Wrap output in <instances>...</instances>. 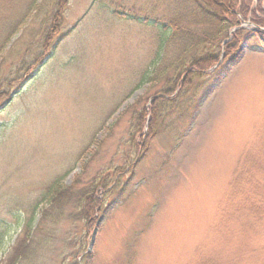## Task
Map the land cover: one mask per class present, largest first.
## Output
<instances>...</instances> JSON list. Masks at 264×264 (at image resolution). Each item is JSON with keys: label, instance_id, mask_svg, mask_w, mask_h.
I'll use <instances>...</instances> for the list:
<instances>
[{"label": "rangeland", "instance_id": "374dc122", "mask_svg": "<svg viewBox=\"0 0 264 264\" xmlns=\"http://www.w3.org/2000/svg\"><path fill=\"white\" fill-rule=\"evenodd\" d=\"M30 1L0 0V41ZM38 2L0 50V264H264V27L239 23L263 35L203 96L206 74L182 93L184 75L137 88L164 0ZM53 11L68 35L34 70ZM160 91L171 103L151 135ZM101 172L115 188L102 206L93 195L88 225L69 205L40 213L55 180L79 190Z\"/></svg>", "mask_w": 264, "mask_h": 264}, {"label": "trees", "instance_id": "16d2710c", "mask_svg": "<svg viewBox=\"0 0 264 264\" xmlns=\"http://www.w3.org/2000/svg\"><path fill=\"white\" fill-rule=\"evenodd\" d=\"M38 3H40L38 0H31L26 4V13L24 12L20 16V20L14 26V29L2 37L0 50L5 46L3 44L7 43L18 31L19 25L26 21L28 13L32 10L35 13H43V5ZM164 3L165 10L161 16L162 20L160 23L156 21L154 24L157 47L149 63V70L143 74L137 88L141 87L146 81L152 84L163 77H167L166 86L173 88L178 85L179 77L184 75L187 79L186 83L178 86L182 93L191 80L201 78L206 74V77L210 79V82L204 81L205 83L208 82L203 92V96H206L211 92L214 85L221 81L229 69L241 59L243 55L242 43L249 42L254 36L261 37L263 35L261 31L256 30L259 27H264V8H261L260 0H164ZM55 11L49 12L50 15L46 16L49 19L45 18V23L46 21L51 23L44 26L42 36L38 42V53L34 63L36 66L44 64L52 51H55L61 43V40L68 35V33H58L59 16ZM144 20L148 22L146 17ZM246 20L251 21L258 28L254 30L243 27L236 28L240 22ZM234 28L236 29L230 35L229 33ZM51 40H55L54 43H51ZM261 42L263 43L262 47H264V36L261 38ZM221 47H223V51L220 56ZM27 69L29 67L24 68L25 71ZM165 91L162 93L167 94L168 90ZM3 93L7 94V92ZM162 93L160 91L155 94L150 102L149 124L152 127L151 135L157 131L156 126L159 124L161 104L170 105L171 103L164 98L165 96ZM140 99L141 97H138L134 104ZM131 106L132 104L129 105V107ZM125 165L126 163L122 168H116L117 172H121ZM109 169L111 170V167H108L107 171ZM105 173H99L93 177L88 186L79 190L75 189L72 184L63 185L60 181L55 180L48 191L50 193L45 195L52 211L50 213L40 211V213L43 216L48 215V217L54 215L52 213L61 215L64 207L69 205L77 209L78 216L84 219L88 225L93 219L92 215L96 206L99 207L95 202L92 204L93 195L97 192L101 193L102 199L99 202L102 206L105 198L110 196L115 188L116 181L114 185L110 186L111 180L105 176ZM104 209L107 210V207ZM23 225L25 227L24 239L19 240L17 248L14 247L15 257L19 255L32 228L31 221ZM36 225L37 222L34 228ZM98 226L99 222L94 225L93 230L98 229Z\"/></svg>", "mask_w": 264, "mask_h": 264}, {"label": "water", "instance_id": "95a60500", "mask_svg": "<svg viewBox=\"0 0 264 264\" xmlns=\"http://www.w3.org/2000/svg\"><path fill=\"white\" fill-rule=\"evenodd\" d=\"M96 230L93 231V234L91 235V239L89 242V247H91L92 243H93V239H94V235H95Z\"/></svg>", "mask_w": 264, "mask_h": 264}]
</instances>
